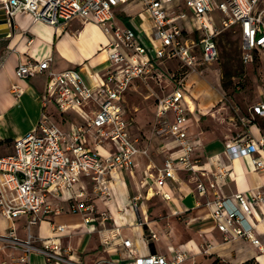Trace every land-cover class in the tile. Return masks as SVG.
<instances>
[{
	"label": "built area",
	"instance_id": "built-area-1",
	"mask_svg": "<svg viewBox=\"0 0 264 264\" xmlns=\"http://www.w3.org/2000/svg\"><path fill=\"white\" fill-rule=\"evenodd\" d=\"M131 1L141 3L153 23L152 46L142 44L134 29L120 27L115 22V8ZM0 9L9 19L26 15L35 23L53 28L81 19L98 25L110 38L103 48L110 72L101 85L88 86L76 69L54 72L52 58L17 69L19 78L46 73L47 86L41 96L43 108L55 104L62 113L76 112L84 124H73L66 133L44 111L36 128L15 140L14 153L0 156V216L12 223L8 232L0 235V252L6 249L20 252L16 258L11 256L15 264H29L33 254L49 262L79 264L68 259L70 249L62 248L59 239L36 237L32 228L54 213L47 202L48 195L77 199L83 197L86 185H92L93 194L105 206L111 205L114 191L108 177L119 171H131L135 157L148 154L130 135L131 120L125 117L123 97L136 80L166 78L172 82L173 90L157 99L153 132L171 137L178 145V153L168 155L158 169L155 193L166 203L172 202L174 196L166 190L168 180L175 179L177 172L191 174L199 194L206 196L208 190L213 194V198L206 197L204 205L212 209L221 243L245 240L264 252L256 232L264 219V194L251 191L226 196L222 188L231 178L230 166L219 164L209 174L201 171L192 158L198 141L188 135L195 111L186 89L190 75L199 72L201 66L217 61L218 37L225 31L238 32L243 64L252 63L256 53L264 56V0H0ZM194 23L197 30L192 29ZM165 61H176L178 70L165 72L162 69ZM89 104L97 106L93 114L85 109ZM250 111L253 120L264 117V102L252 106ZM248 124V132L227 144L225 153L231 159L250 157L254 170L264 172V140L252 134L255 127L252 120ZM92 130L96 150L86 147V134ZM107 141L113 144L115 153L102 156L98 148ZM205 176L210 177L207 185L202 179ZM76 184H81L79 194H74ZM140 200V196L131 199L136 212ZM74 210L84 216L85 225L92 222V206L79 201ZM24 217L26 237L22 239L17 235L15 220ZM101 217L110 219V211L102 212ZM139 225L144 222L139 221ZM53 226L60 235L68 230L66 225L56 222ZM158 239V234L150 230L147 240ZM214 245L207 240L201 247L202 253L208 254ZM124 246L131 249V241L125 240ZM169 249L170 258L158 254L137 256L133 264H183L188 259V251Z\"/></svg>",
	"mask_w": 264,
	"mask_h": 264
},
{
	"label": "crops",
	"instance_id": "crops-1",
	"mask_svg": "<svg viewBox=\"0 0 264 264\" xmlns=\"http://www.w3.org/2000/svg\"><path fill=\"white\" fill-rule=\"evenodd\" d=\"M131 3L139 6V2L131 1L115 8V22L120 27L134 29L142 44L152 46L153 23L141 3L139 12L131 10L134 8ZM119 15L122 21L118 20ZM109 41L110 38L98 25L85 23L81 19H74L67 26L53 28L41 22L35 23L26 15L15 17L14 34L0 49V156L14 153L15 140L36 128L44 111L66 133L73 124H84V120L76 112L62 113L55 104L43 108L41 96L47 86L46 73L19 78L16 75L17 69L28 63L39 64L52 58L51 68L54 72L76 69L80 71L88 86L101 85L110 72V62L103 51ZM255 62L262 64L264 56L256 53L254 61L248 65ZM178 65L176 61H165L162 63V69L173 73L178 70ZM205 67L201 66L200 70ZM263 77L264 74L262 81ZM138 82L148 85L156 83L160 87L166 83L167 93L163 96L172 92L173 85L167 78L159 81L151 79L148 82L136 80L123 97L125 117L131 120L130 135L137 140L136 145L139 148L148 150V154L136 156L131 171H119L108 177L107 181L114 191L112 203L108 207L93 194L92 185H86L83 197L77 199L67 195H48L47 202L54 209V213L34 226L32 234L44 239L56 237L62 248L70 249L68 259L79 264H99L102 261L133 264L137 256L156 254L170 258L169 247L189 252L188 259L183 264L191 260V264H210L216 257L230 264H243L253 259L257 264H264V252L245 240L221 243L222 236L215 227L212 209L204 205L206 197L213 198V194L209 190L206 196L199 194L196 191V179L191 174L177 172L175 179L168 180L166 190L173 194L172 202L166 203L155 193L158 169L163 166L168 155H177L178 145L167 135L154 134L155 121L152 124V132L145 133V137L137 133L136 121L127 113L126 100L128 93ZM189 87L187 80L188 100L195 111V120L188 135L198 141L192 158L197 161L201 171L209 174L216 171L219 164L230 166L231 178L222 188L226 196L232 197L251 191L264 194V172L254 170L251 158L231 159L226 155L227 144L237 139L232 133L217 135L215 132L199 131L198 127H194L195 124L200 126L203 114L199 110L200 106L197 109ZM159 97L155 100L154 117ZM260 102H264V97ZM85 109L93 114L97 106L89 104ZM256 118L259 119L260 125L254 123L255 127L251 132L264 140V117ZM86 147L90 150L97 149L93 130L86 134ZM98 151L102 156H107L114 154L115 148L107 141ZM202 179L207 185L210 177L205 176ZM83 182L87 183L86 180ZM81 191V184H76L74 194ZM135 196L141 197L137 212L131 204V199ZM79 201L93 207L90 213L92 222L88 225L84 224V216L74 210ZM156 201L165 209V216L158 215ZM235 204L237 205V202ZM108 210L111 218L103 220L101 213ZM176 212H179V215H176ZM183 216H188L185 227L189 231L188 237L177 234L170 223L171 218L179 219ZM25 221V217L15 220L17 235L22 239L26 237ZM139 221L144 222V225H139ZM53 222L66 225L68 230L58 234L54 231ZM11 225L12 223L0 216V235L8 232ZM150 230L158 234L157 241L147 240ZM256 232L264 245V219L259 223ZM125 240L131 241V249L124 246ZM207 240L213 241L215 245L204 255L201 247ZM19 255L20 252L3 250L0 252V264H15L11 256L16 258ZM29 264L69 263L49 262L41 255L33 254Z\"/></svg>",
	"mask_w": 264,
	"mask_h": 264
},
{
	"label": "rangeland",
	"instance_id": "rangeland-1",
	"mask_svg": "<svg viewBox=\"0 0 264 264\" xmlns=\"http://www.w3.org/2000/svg\"><path fill=\"white\" fill-rule=\"evenodd\" d=\"M133 5L131 10L141 11L140 3L139 6ZM117 18L122 21L120 15ZM192 29H198L197 23L193 24ZM218 48L217 61L188 77L190 94L197 109L200 106L199 110L203 114L200 126L195 124L194 127H198L199 131L215 132L217 135L232 133L234 138H238L248 132L249 120L257 126L260 125L258 118H251L250 109L264 97V62H255L253 65L241 62L240 37L235 29L225 31L218 37ZM166 93V83L160 87L156 83L148 85L139 82L128 93L127 113L136 121L140 136L145 137V133L152 132L155 100ZM157 202L159 201H156L155 207L158 215L165 216V209ZM187 220L188 216H183L179 219L171 218L170 221L175 232L183 237L190 236L185 228ZM191 262L192 260L187 264Z\"/></svg>",
	"mask_w": 264,
	"mask_h": 264
},
{
	"label": "water",
	"instance_id": "water-1",
	"mask_svg": "<svg viewBox=\"0 0 264 264\" xmlns=\"http://www.w3.org/2000/svg\"><path fill=\"white\" fill-rule=\"evenodd\" d=\"M14 34V20L9 19L6 12L0 9V49Z\"/></svg>",
	"mask_w": 264,
	"mask_h": 264
},
{
	"label": "trees",
	"instance_id": "trees-1",
	"mask_svg": "<svg viewBox=\"0 0 264 264\" xmlns=\"http://www.w3.org/2000/svg\"><path fill=\"white\" fill-rule=\"evenodd\" d=\"M210 264H230V263H227V262L223 261L222 259L216 257L211 261ZM243 264H257V262L253 259V260H249Z\"/></svg>",
	"mask_w": 264,
	"mask_h": 264
}]
</instances>
